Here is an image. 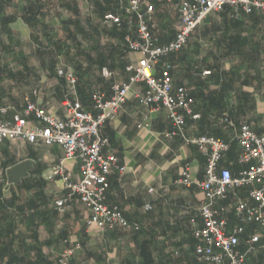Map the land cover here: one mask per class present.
<instances>
[{
    "label": "crops",
    "instance_id": "1",
    "mask_svg": "<svg viewBox=\"0 0 264 264\" xmlns=\"http://www.w3.org/2000/svg\"><path fill=\"white\" fill-rule=\"evenodd\" d=\"M117 1V15L123 25L115 26L125 35L136 37L135 22L125 11L129 0ZM34 2L0 0V105H11L5 120L22 114L27 100L48 114L66 119V81L59 76L60 69L72 70L77 75L78 97L87 111L96 114L92 95L100 93L106 100L110 99L112 86L128 83V67L135 66L140 56L128 52L124 39L109 36L114 24L97 19L87 0H40L37 6ZM67 4L71 6L67 8ZM72 6L77 8L78 16L71 10ZM142 9L161 44L175 38L178 15L166 0H144ZM30 10L40 20L34 30L22 18L32 13ZM8 18L14 21L3 27V21ZM84 18H91V22ZM66 20H79L82 27L85 20L87 30L99 28L103 35L98 46L105 48L107 54L109 49L116 48L117 54L104 67L112 73L111 78L103 76L104 68L100 70L97 65L94 51L88 58L77 56L80 49L75 51L74 58L82 69L80 79L72 65L68 66L67 62L60 65L65 63L62 56L58 57L57 69L51 67L53 58L38 49L41 43L47 45L41 29L50 26L58 39L69 42L61 36ZM83 39L77 33L74 48L91 51L93 43ZM166 60L172 65L173 89L188 90L199 118L185 116L183 133L171 135L174 127L167 110L140 105L138 97L147 87L137 83L117 118L106 122L102 130L109 139L105 153L117 156L125 167L123 173L108 176L106 203L119 207L124 217L139 224L141 229L101 231L89 225L90 213L78 198L64 212H59L56 202L66 195L65 179L76 182L81 177L79 162L64 161L63 150L57 145L3 140L0 142V264H57L59 255L77 244L82 249L75 256V264H203L196 257L192 220L201 224L199 209L204 196L198 183L204 178L206 158L195 145L187 144L186 139L219 138L230 144L222 167L235 177L249 168L250 164L239 162L241 148L236 137L244 123L258 135H264V13L256 9L250 13L236 11L232 7L213 13L196 29L185 50ZM83 94L87 96L85 99ZM36 123L31 114L28 125ZM24 161L33 162L29 176L19 184H10L7 170ZM58 166L62 167L63 176L54 175ZM186 166L190 170L191 187L178 183ZM248 192V187L235 190L220 202L218 208L224 211L218 216L230 228L239 224L234 208L239 200L247 199ZM147 205L151 209H146ZM248 229L251 232L244 236ZM245 233L246 240L254 234L261 235V245L264 244V229L256 223L246 224ZM250 258L264 264V250L258 249Z\"/></svg>",
    "mask_w": 264,
    "mask_h": 264
},
{
    "label": "built area",
    "instance_id": "2",
    "mask_svg": "<svg viewBox=\"0 0 264 264\" xmlns=\"http://www.w3.org/2000/svg\"><path fill=\"white\" fill-rule=\"evenodd\" d=\"M143 1L129 0L125 9L126 15L135 22L136 37L128 33L124 41L128 52L140 56L138 63L128 67L132 75L127 84L117 83L112 86L113 95L110 99L106 100L100 93L92 95L96 114L87 111L78 97L77 75L72 70L64 69H60L58 74L66 81V119L48 114L27 100V107L22 114L15 115L13 120H5L11 105H0V142L9 140L16 143L57 145L63 150L64 161L79 162L81 177L76 182L65 179L66 195L56 202V208L64 212L78 198L90 213L89 225H95L101 231L120 228L137 232L141 229L139 224L129 222L119 207L106 203L108 176L115 172L123 173L125 167L120 165L117 156L105 153L109 139L103 136L102 130L106 122L117 118L127 102L132 86L144 83L147 88L138 97L140 105L166 109L174 127L171 135L182 134L186 125L185 116L197 120L199 115L194 112L195 102L188 90L184 87L173 89L172 65L166 59L183 52L196 29L213 13L222 12L226 7L247 13L256 9L264 13V0H166L177 13L179 23L175 38L161 44L152 32L148 15L142 9ZM104 21L119 28L123 25L122 18L113 13L107 14ZM102 74L106 78L112 77L106 68ZM31 114H34L37 123L29 126L28 117ZM236 139L241 148L239 162L250 164L237 177L221 165L230 149L229 143L210 136L186 139L187 144L195 145L206 158L204 178L198 183L204 196L199 209L201 224L192 220L197 240L195 253L197 260L203 264H248L258 249L264 250L259 234L245 241V251L239 249L240 237L245 233L246 224L253 222L264 229V135H258L248 123H244ZM189 171V166H186L179 184L192 186ZM54 175H64L61 166L55 169ZM244 187L249 188L248 197L239 200L234 208L239 224L230 228L228 222L218 216L220 211H224L218 208L219 204L231 192ZM146 209L151 207L147 205ZM81 249L77 244L64 250L57 264H75V256Z\"/></svg>",
    "mask_w": 264,
    "mask_h": 264
},
{
    "label": "trees",
    "instance_id": "3",
    "mask_svg": "<svg viewBox=\"0 0 264 264\" xmlns=\"http://www.w3.org/2000/svg\"><path fill=\"white\" fill-rule=\"evenodd\" d=\"M35 1L36 2H34V6H37L38 1H40V0H35ZM87 1L89 2L90 5H92V8H93L92 14L97 19L104 20V17L107 14H109V13L117 14L118 13L119 3L117 0H87ZM70 6L71 5L67 4V8H69ZM71 10L75 14L78 13L77 8L74 6L71 7ZM30 12H32V13H30L29 15H23L22 18H23V21L29 27H31L34 30L40 25V20H38V18H37L38 17L37 13H33L34 11H32V10H30ZM78 15L79 14H76V16H78ZM86 20L89 23L91 22V18H86ZM12 21H14L13 18L5 19L3 21V27H5L8 23H11ZM64 25H65L64 34H65L66 40L69 41L71 44L75 43L76 34L79 33L83 36L84 39L87 36H89V40H90V42L93 43V46L91 47V51H87V50H84L81 48H78V49L75 48L74 49V47H72L69 44V42H63L61 39H58L55 35L54 30L52 28H50V26L48 27L47 25H45V26H43L41 31L43 33L44 38L47 41V45L43 46V44L41 43L39 45V47L42 49H40V48H38V49L40 51H43L44 53H46L49 57L53 58L52 59L53 62H52L51 67L53 66L54 68L56 67V69H57L58 57L64 56L67 58V63L72 65V67L78 71V74H80V77H79V79H80L82 77V72H81L82 69L80 67L79 62H77L74 58V57H76L77 50L80 49V51L77 52V56L86 57V58H88L90 56V54L92 53V51H94L96 53V57L98 59L97 65H99L100 70L108 65L107 64L108 59L114 58V56L117 54L116 48L109 49L110 51L107 54L105 48H100L98 46V42L101 38V35H103L102 32L99 30V28H93L92 27V30L90 31V34L88 35L86 33L87 31H85V29H83V27L81 26V22L79 20H66V21H64ZM71 27L72 28L75 27V30L73 31ZM105 32L109 33L107 31H105ZM109 36L114 37V38H119L121 41L124 39L125 34L122 33L114 25L113 29L109 33ZM126 48H127V46H126ZM21 64L23 65L24 69H26L25 61H22ZM64 70L66 71V69H64ZM131 75H132V73H130V75L128 77V81H129V78ZM61 78L64 79V77H61ZM79 91H80V89H79ZM82 96L84 99L87 97L86 94L85 95L83 94ZM250 232H251L250 229H248L244 236H246ZM244 236L242 235L240 237L241 242H240L239 249L241 251L246 250V247H245L246 238ZM258 261L256 259L250 258L248 261V264H259Z\"/></svg>",
    "mask_w": 264,
    "mask_h": 264
},
{
    "label": "water",
    "instance_id": "4",
    "mask_svg": "<svg viewBox=\"0 0 264 264\" xmlns=\"http://www.w3.org/2000/svg\"><path fill=\"white\" fill-rule=\"evenodd\" d=\"M33 162L24 161L7 170L8 182L10 184H19L23 178L29 176V170L31 169Z\"/></svg>",
    "mask_w": 264,
    "mask_h": 264
},
{
    "label": "rangeland",
    "instance_id": "5",
    "mask_svg": "<svg viewBox=\"0 0 264 264\" xmlns=\"http://www.w3.org/2000/svg\"><path fill=\"white\" fill-rule=\"evenodd\" d=\"M86 7H87V6H84L83 8H86ZM84 19H86V18H84ZM83 24H84V25H83L84 29L87 31L86 33L89 35L91 30H90V29L87 30V27H86L87 25H86V21H85V20H83ZM61 36L64 37L65 34H61ZM79 36L82 37L81 34H79ZM86 38H87V39H86ZM86 38H85V41L90 42V40H89V36H87ZM83 40H84V39H83ZM71 46L74 47V44L72 43ZM74 49H75V48H74ZM74 53H75V52H74ZM62 58H63V60L65 61V63L62 62L63 64H60V65H63V66L67 65V63H66V62H67V58L64 57V56H62ZM68 66H71V65L68 64ZM71 67H72V66H71Z\"/></svg>",
    "mask_w": 264,
    "mask_h": 264
}]
</instances>
